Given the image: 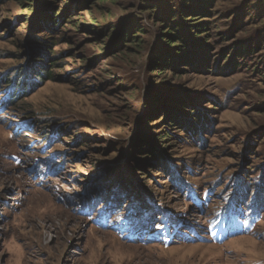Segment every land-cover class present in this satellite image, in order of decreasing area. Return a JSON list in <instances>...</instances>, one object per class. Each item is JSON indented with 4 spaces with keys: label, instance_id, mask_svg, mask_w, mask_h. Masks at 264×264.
Segmentation results:
<instances>
[{
    "label": "rangeland",
    "instance_id": "1",
    "mask_svg": "<svg viewBox=\"0 0 264 264\" xmlns=\"http://www.w3.org/2000/svg\"><path fill=\"white\" fill-rule=\"evenodd\" d=\"M22 1L0 3V77L28 66ZM179 3L91 0L53 37L41 33L52 39L51 79L5 106L2 84L0 264H264V44L246 57L248 44L236 49L233 69L225 53L264 27V0L198 6L207 16L191 21L205 30L193 49L205 43L207 63L155 65L158 47H172L159 21ZM237 9L248 12L242 25ZM129 23L141 25L139 40L111 42L109 26ZM193 111L208 124L196 139L169 118L195 120ZM148 140L169 157L166 172L137 152ZM233 190L242 197L228 199ZM172 216L185 226L165 223Z\"/></svg>",
    "mask_w": 264,
    "mask_h": 264
},
{
    "label": "trees",
    "instance_id": "2",
    "mask_svg": "<svg viewBox=\"0 0 264 264\" xmlns=\"http://www.w3.org/2000/svg\"><path fill=\"white\" fill-rule=\"evenodd\" d=\"M4 1L5 0H0V3H3ZM55 1L56 0H23L22 1L23 5L18 7L19 12L21 13L20 18L22 20L19 23L26 25L25 26L26 34H25V37L23 38L22 46H23V50L26 49V54L29 57V59H28V66L26 67L27 69L26 68L17 69L15 72H12V73L4 72L3 77H0V88L2 89V86H3L2 84L4 83L7 85L6 95L2 98L3 99L2 102L4 101L3 103L4 106L7 105L8 103L13 104L23 99L24 97H26V94L30 90L35 89L36 86L39 85L38 83H42L45 79L47 80V79L52 78V75H51L52 73L50 71H51V67H53L54 65V62L51 59L53 55L51 54V51H50L51 50L50 42L52 40L51 37L57 34V32L62 28V26L67 21H69L70 19L69 16L76 14V12H79L81 9H87L85 5L87 2L91 0H66L67 4H65L66 6L64 9L61 6H58V4ZM193 3H194V6H193ZM212 3H213V0H180V3H179L180 7H178L176 10L172 9L168 11V13H170L168 15L169 17L162 16L163 20L161 21L156 20V22L157 21L161 22V24H163V27L166 29L165 31L163 30L160 33L161 34L165 33V35H167L165 42L167 44H170L172 47L169 51H165L163 50V48L158 47L157 51L155 52L156 54L154 55V58L152 59L153 62H155V65L159 64L165 67H168V64L170 66L176 65L174 64V60H178V59H179L178 61L179 63L177 62V64L181 65V63L184 64V62L186 61V58H189V57H192L193 59L197 58L196 60L198 61H202L204 58V60L207 63L211 55L209 54V52L207 53L208 50H207L206 44L205 43L202 44L203 50L199 52H196L193 49L194 46L201 48V45L197 43L198 42L197 39H199L198 35H204L205 30L203 29L199 30L198 26L193 25L191 21L194 20L195 17L201 18V17L207 16V14L200 13L201 10L198 8V6H200L201 9L205 11L212 7ZM249 6L250 5H248V7ZM235 12H236V15L234 19L235 20L237 19L236 23H240V25H242L241 20L243 17L246 16L248 12L245 9L241 11L237 9ZM177 16L180 18V20L177 22L172 21V19ZM162 17L160 19H162ZM17 18L18 17L16 15L10 18V20L8 21L10 26L14 25L15 23H18V21L16 20ZM131 22L133 21H130V23ZM130 23L127 25H124L122 30H118V28H115L114 30L113 29L114 26H109V28L111 29V32H110L111 40L110 41L111 42L116 41L117 45H124L126 42H129L131 40L135 42L138 41L139 38L137 34H135V31L140 30L141 25L139 26L136 23L135 24H130ZM43 31L46 32L45 34L51 35V37L41 36V33H43ZM259 31L261 32V35ZM220 34H221L220 35L221 40L223 39V41L224 40L227 41L230 39V37L233 36L231 35L233 34V31L231 32L230 35L226 33H223V34L220 33ZM254 36L260 37L259 38L260 40L259 42L256 41L254 42V44H252V42L254 41ZM232 38L235 39L236 37L233 36ZM122 41L123 43L121 44ZM263 41H264V27L258 30V32L255 33V35H251L248 39H246L245 41H242L241 48H238V45L240 42H232L231 44H227L225 46L227 49L225 53L227 54L233 53L232 54L233 57L232 59H230L231 61L229 62L226 68L230 67L231 64L233 65V63H235L234 57H236V49H241L242 51L243 44L244 46L248 44L246 48H244L243 50V55H245L246 57L248 55H251L253 52H256L255 48L262 47V44H264ZM110 48H115V45L111 44ZM174 50L183 52L181 57L179 55H176L177 52H175ZM207 54L209 55V57ZM259 56H260V60L259 62L257 61L256 63H258L257 65L260 64L262 68L264 69V55L261 54ZM46 60H50L51 63L47 65ZM205 61L203 62V64H205ZM216 62H219V59L216 58ZM161 66L158 67L157 69H161ZM233 68H234L233 66L230 67V69H233ZM212 70L221 71L222 69L219 66H214ZM158 72L160 73V71ZM159 96L160 95H158V93L155 94V96H152L153 98L150 99V101L147 102V104H149L150 106L153 100V103H152V106H153L155 103L159 102L158 101V99L160 98ZM176 99H179V97ZM178 101L184 102L183 99H180ZM180 102H178L179 105L183 106L182 104H180ZM154 109H157V107ZM155 111L157 112V110ZM193 113H194L193 116L195 117V120H193V118H190V116L189 117L185 116V118L183 119L184 121L183 123L176 116H172V117L169 116V118L171 119L172 122H174V125L178 124L177 127L181 125L182 130L190 132V137L191 138L193 137L196 139V138H200L202 133L204 134L206 132L205 128L208 124H207V121L205 120L206 117L204 115L200 116V114L196 113L195 111H193ZM149 142H150L149 140L141 142V144L138 145L137 152L141 153L142 155L146 157H149L150 155L154 157V159L158 161L157 166L160 167L161 171H164L165 170L164 167H167L166 163H168V161L166 160H168L169 157L165 156V153L163 152V150L158 151V149L155 148L153 144L151 146V142L150 143ZM137 165H138V168L140 166L142 167V164L138 162H137ZM259 165L255 167L253 166L252 168L255 169L256 167H259ZM166 171L167 170H165V172ZM168 177L170 179L176 178L175 174L170 175ZM176 179L170 180L172 185L176 184ZM238 181L240 182V179ZM258 182H260V180H258ZM119 187H122L121 183L118 184V188ZM121 192L122 193L124 192L125 196H128V195L133 194L135 192V189L131 187H122ZM88 197H89V201H92V199L93 200L97 199L99 195L94 194V195H89ZM233 197H236V198L242 197V195L238 193V190H233L231 194H229L228 199H232ZM253 200L255 199L253 198ZM229 205H230V202L228 206ZM197 206H200V202L198 203ZM222 211H224L223 208H222ZM173 219H174V216L167 219L165 223H170L171 225H176L177 227L185 226L184 222L177 223L176 220H173ZM176 226L170 229L171 235H174L176 231L178 230ZM164 230H168V229L166 228ZM180 230H183V229H180ZM169 239L170 237L167 238L168 241ZM170 243L172 242H169V244Z\"/></svg>",
    "mask_w": 264,
    "mask_h": 264
},
{
    "label": "bare ground",
    "instance_id": "3",
    "mask_svg": "<svg viewBox=\"0 0 264 264\" xmlns=\"http://www.w3.org/2000/svg\"><path fill=\"white\" fill-rule=\"evenodd\" d=\"M234 240V239H233Z\"/></svg>",
    "mask_w": 264,
    "mask_h": 264
}]
</instances>
